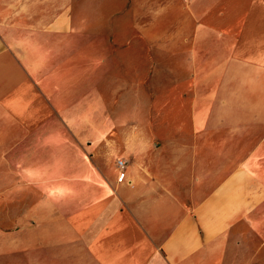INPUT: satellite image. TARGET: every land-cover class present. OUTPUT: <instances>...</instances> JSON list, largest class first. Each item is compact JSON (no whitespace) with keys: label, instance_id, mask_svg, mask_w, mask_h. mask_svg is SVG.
<instances>
[{"label":"crops","instance_id":"1","mask_svg":"<svg viewBox=\"0 0 264 264\" xmlns=\"http://www.w3.org/2000/svg\"><path fill=\"white\" fill-rule=\"evenodd\" d=\"M121 10L0 0V264H264V0Z\"/></svg>","mask_w":264,"mask_h":264},{"label":"rangeland","instance_id":"2","mask_svg":"<svg viewBox=\"0 0 264 264\" xmlns=\"http://www.w3.org/2000/svg\"><path fill=\"white\" fill-rule=\"evenodd\" d=\"M191 1L185 0V3L188 4ZM119 3L122 5V10L116 13V15H123V17L131 15L132 19H136L140 24H145L148 21L156 19V16L159 15L157 12L153 13L151 7L159 9L165 3V0H119ZM147 4L150 6V11H148L149 7ZM137 37L140 38L139 35Z\"/></svg>","mask_w":264,"mask_h":264},{"label":"built area","instance_id":"3","mask_svg":"<svg viewBox=\"0 0 264 264\" xmlns=\"http://www.w3.org/2000/svg\"><path fill=\"white\" fill-rule=\"evenodd\" d=\"M124 165H125V162L124 161H119L118 162V167L119 168H122Z\"/></svg>","mask_w":264,"mask_h":264}]
</instances>
